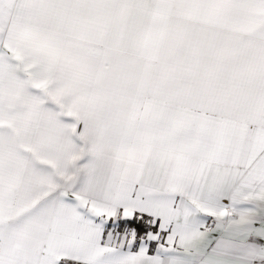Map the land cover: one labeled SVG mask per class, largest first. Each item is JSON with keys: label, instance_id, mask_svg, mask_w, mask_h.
<instances>
[{"label": "snow or ice", "instance_id": "6c2138e0", "mask_svg": "<svg viewBox=\"0 0 264 264\" xmlns=\"http://www.w3.org/2000/svg\"><path fill=\"white\" fill-rule=\"evenodd\" d=\"M0 264H264V0H0Z\"/></svg>", "mask_w": 264, "mask_h": 264}]
</instances>
